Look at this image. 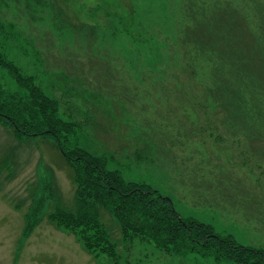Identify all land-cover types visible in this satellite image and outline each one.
<instances>
[{"label":"rangeland","instance_id":"rangeland-1","mask_svg":"<svg viewBox=\"0 0 264 264\" xmlns=\"http://www.w3.org/2000/svg\"><path fill=\"white\" fill-rule=\"evenodd\" d=\"M213 1L217 6L235 1L244 12H251L253 6L252 0ZM181 3L0 0V59L12 62L33 77L45 95L59 101L60 118L77 125L67 138L69 148L105 158L109 169L126 183L147 184L170 198L184 220H197L221 238L231 237L238 245L264 251L262 133L254 140L261 152L244 156L233 157L231 151L215 147L210 137L204 139L205 149L191 135L173 146L169 140L183 130L180 120L190 122L184 123V129L191 132L195 106L190 89L174 85L169 97L161 91H138L134 100L131 88L125 93L128 97L102 92L91 100L82 90L88 85L70 83V59L75 50L87 46L98 50L103 62H110L111 76L118 84L126 78L141 86L151 73L157 80L165 79L166 59L177 61L180 41L176 34L184 24ZM69 18L77 29L81 24L98 25V41L89 43L87 30L76 32L81 39L72 38L76 34ZM20 94L12 75L0 66L1 100L14 111ZM166 100L171 104H165ZM214 167L220 169L214 171ZM79 207L73 170L52 141L42 137L18 140L12 129L0 124V264H236L200 249L166 253L143 240L125 244L111 212L85 204L81 210L97 216L116 248L115 259L96 257L84 250L74 234L48 220L58 210L76 213ZM34 208L36 227L24 238L25 214Z\"/></svg>","mask_w":264,"mask_h":264},{"label":"trees","instance_id":"trees-1","mask_svg":"<svg viewBox=\"0 0 264 264\" xmlns=\"http://www.w3.org/2000/svg\"><path fill=\"white\" fill-rule=\"evenodd\" d=\"M181 1L180 19L184 24L179 25L176 34L180 41L177 61L166 59L162 73L165 79L157 80L151 73L145 76L141 86L128 83L130 80L126 78L118 84L111 76L110 62H103L99 51L93 52L87 46L75 50L73 60L70 59L73 79L70 83L88 85L82 90L91 100L102 92L128 97L125 93L132 91L131 88L134 100L144 91H161L169 97L174 85L190 89L195 106L191 132L184 129V123H190L187 119H177L183 130L169 140L171 145L191 135L202 142L199 145L204 149L207 145L204 139L212 138L215 147L222 146L233 157L260 153L254 140L261 133L264 135V5L261 3L264 0H252L251 12H244L235 1L222 2L219 6L213 0ZM67 22L76 34L72 38L81 39L76 32L87 30L85 39L89 43L98 41V25L81 24L77 29L74 20L69 18ZM79 50L84 53H78ZM174 65L177 66L172 70ZM0 66L12 75L21 92L14 111L0 98V124L12 129L18 140L50 139L71 166L80 207L76 213L58 210L49 214L48 220L74 234L86 252L96 257L116 258L115 244L97 216L81 210L83 205L91 204L111 212L125 244L143 240L166 253L200 249L236 264H264L263 250L238 245L231 237L221 238L211 226L197 220H184L170 198L147 184L126 183L117 171L109 169L105 158L89 155L77 147L69 148L67 138L76 132L77 125L60 118L59 101L45 95L34 78L23 74L12 62L0 59ZM166 103L171 104L167 100ZM36 215L35 208L25 214L24 238L36 227Z\"/></svg>","mask_w":264,"mask_h":264}]
</instances>
